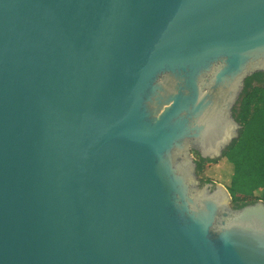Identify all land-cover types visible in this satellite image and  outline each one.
<instances>
[{
  "label": "water",
  "instance_id": "obj_1",
  "mask_svg": "<svg viewBox=\"0 0 264 264\" xmlns=\"http://www.w3.org/2000/svg\"><path fill=\"white\" fill-rule=\"evenodd\" d=\"M256 73L264 0H0V264H264L193 157Z\"/></svg>",
  "mask_w": 264,
  "mask_h": 264
},
{
  "label": "trees",
  "instance_id": "obj_2",
  "mask_svg": "<svg viewBox=\"0 0 264 264\" xmlns=\"http://www.w3.org/2000/svg\"><path fill=\"white\" fill-rule=\"evenodd\" d=\"M234 116L241 125L239 137L223 153L219 160L208 161L197 154V174L204 183L205 163H222L221 174L232 204L240 208L257 200L264 201V76L253 74L245 80L244 90Z\"/></svg>",
  "mask_w": 264,
  "mask_h": 264
},
{
  "label": "rangeland",
  "instance_id": "obj_3",
  "mask_svg": "<svg viewBox=\"0 0 264 264\" xmlns=\"http://www.w3.org/2000/svg\"><path fill=\"white\" fill-rule=\"evenodd\" d=\"M193 157H194L195 160L197 159L195 155H193ZM221 167H222V163H220L218 165L205 163L204 167H203L204 170H203L202 178L204 180H210L211 183H220V184L222 182L224 183L225 180H224V178L222 177V174H221Z\"/></svg>",
  "mask_w": 264,
  "mask_h": 264
},
{
  "label": "flooded vegetation",
  "instance_id": "obj_4",
  "mask_svg": "<svg viewBox=\"0 0 264 264\" xmlns=\"http://www.w3.org/2000/svg\"><path fill=\"white\" fill-rule=\"evenodd\" d=\"M233 115H234V112H233Z\"/></svg>",
  "mask_w": 264,
  "mask_h": 264
}]
</instances>
